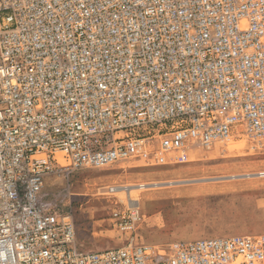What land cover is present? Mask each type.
Segmentation results:
<instances>
[{
	"label": "built area",
	"instance_id": "built-area-1",
	"mask_svg": "<svg viewBox=\"0 0 264 264\" xmlns=\"http://www.w3.org/2000/svg\"><path fill=\"white\" fill-rule=\"evenodd\" d=\"M239 133L264 150V0H0V264H264V232L140 243L131 195L107 217L122 245L83 251L45 190Z\"/></svg>",
	"mask_w": 264,
	"mask_h": 264
},
{
	"label": "rangeland",
	"instance_id": "rangeland-1",
	"mask_svg": "<svg viewBox=\"0 0 264 264\" xmlns=\"http://www.w3.org/2000/svg\"><path fill=\"white\" fill-rule=\"evenodd\" d=\"M56 158L68 162L61 153ZM151 182L160 184L136 186ZM109 185L128 195L98 193ZM66 187L70 192L64 194ZM45 190L51 197L59 192L57 202L72 208L77 245L83 251L89 249L80 241H90L91 230H98L92 233L95 240L108 237L117 240L112 247L122 245L124 236L107 217L130 195L140 198L142 222L136 234L140 243L164 247L175 241L264 232V150L253 147L243 133L209 148L150 147L103 168L74 169L67 179L48 178Z\"/></svg>",
	"mask_w": 264,
	"mask_h": 264
},
{
	"label": "crops",
	"instance_id": "crops-1",
	"mask_svg": "<svg viewBox=\"0 0 264 264\" xmlns=\"http://www.w3.org/2000/svg\"><path fill=\"white\" fill-rule=\"evenodd\" d=\"M94 231H98V230H91L90 232V236H88L87 238L90 239V241H80L81 244L84 243L86 244V248L89 250H96V249H102L105 247H112L117 245V240L111 242L110 239L108 237H100L99 239H94L93 238V232ZM104 236V235H103Z\"/></svg>",
	"mask_w": 264,
	"mask_h": 264
},
{
	"label": "bare ground",
	"instance_id": "bare-ground-1",
	"mask_svg": "<svg viewBox=\"0 0 264 264\" xmlns=\"http://www.w3.org/2000/svg\"><path fill=\"white\" fill-rule=\"evenodd\" d=\"M158 184H160L159 182H151V183H141V184H138V185H136V186H139V187H142V188H145V187H148L149 185L151 186V185H158ZM116 186V185H115ZM121 187V186H120ZM123 187V186H122ZM119 187L117 186V188L116 189H118ZM124 193H125V196H127L128 195V193H126V191H123ZM122 192V193H123ZM139 201H140V198L138 197L137 198Z\"/></svg>",
	"mask_w": 264,
	"mask_h": 264
}]
</instances>
